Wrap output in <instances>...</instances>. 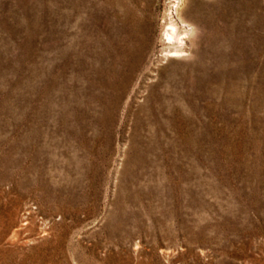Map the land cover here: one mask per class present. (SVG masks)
I'll use <instances>...</instances> for the list:
<instances>
[{"label":"rangeland","instance_id":"obj_1","mask_svg":"<svg viewBox=\"0 0 264 264\" xmlns=\"http://www.w3.org/2000/svg\"><path fill=\"white\" fill-rule=\"evenodd\" d=\"M0 264H264V0H0Z\"/></svg>","mask_w":264,"mask_h":264},{"label":"bare ground","instance_id":"obj_2","mask_svg":"<svg viewBox=\"0 0 264 264\" xmlns=\"http://www.w3.org/2000/svg\"><path fill=\"white\" fill-rule=\"evenodd\" d=\"M176 6H177V5H176ZM173 7H174V6H173ZM170 26H171V28H168V29H170V30L168 31V38H169V39H173L174 36H175V33H176V31H175V25H174L173 23H171ZM176 37H177V36H176ZM178 51H179L178 49L175 50V52H178Z\"/></svg>","mask_w":264,"mask_h":264}]
</instances>
